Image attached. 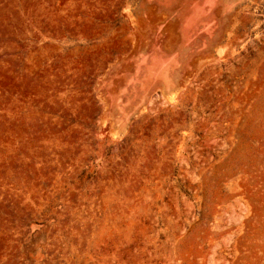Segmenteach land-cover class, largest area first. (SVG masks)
<instances>
[{"label":"rangeland","instance_id":"obj_1","mask_svg":"<svg viewBox=\"0 0 264 264\" xmlns=\"http://www.w3.org/2000/svg\"><path fill=\"white\" fill-rule=\"evenodd\" d=\"M0 264H264V0H0Z\"/></svg>","mask_w":264,"mask_h":264}]
</instances>
